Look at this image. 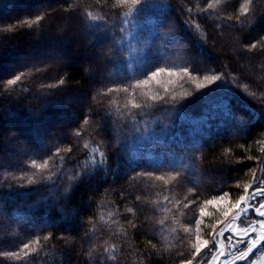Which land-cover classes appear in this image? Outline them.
<instances>
[{
    "label": "trees",
    "instance_id": "16d2710c",
    "mask_svg": "<svg viewBox=\"0 0 264 264\" xmlns=\"http://www.w3.org/2000/svg\"><path fill=\"white\" fill-rule=\"evenodd\" d=\"M47 1H52L53 3L48 4ZM59 2L60 0H10L0 7V28L15 23L17 19H34V16L38 14L36 11L43 8L44 4L47 3L45 6L48 8H55L60 6ZM107 2L111 6V17L107 27L100 33L84 32L82 34L77 30L76 34L69 38L67 34L58 36L48 31L40 32L36 27L22 30L15 35L0 33V80L9 79L20 71L28 72L31 69V74L25 77V83L16 86L18 92L25 87L29 89L24 94L27 98L22 97L19 100H11V97H0V116H8L9 112L13 114L9 119L0 121V125L5 129H15L23 142L28 144L34 152L41 154L47 152L50 154L54 149L51 145L46 144V141L59 129L71 127L75 129L79 119H81L79 130H86L91 133L92 128L83 124V115L88 103L90 88L89 77L82 70V67L70 62L63 65L59 71L49 70L38 74L35 69L31 68V65L37 64L36 67H43L42 63H47L53 55L61 52L66 58L73 57L77 44L79 46V43L83 40L85 47H87L89 46L88 42L95 36L96 44H109L120 47L119 41H123L124 54L112 62L117 67L116 78L120 74L141 78L143 76L139 75V72L146 74L151 70L152 66H148L153 65L156 61L158 63L160 55L173 54L171 51H163L161 47L159 48L163 34L167 31L166 28L161 26L168 24L170 19L179 23L177 9H179L181 4L191 7V19L195 24L201 25L203 33V35L197 36V40L191 33L194 29L190 30L184 27L180 33L192 53L191 59L194 67L197 69L201 67L211 68V70L216 69L227 75L229 81L230 79L235 80L241 90L244 84L247 83L250 85L248 92L251 93L255 90L257 92L255 93L258 94L257 96L264 92V53L259 49L245 51L241 48V44H250L264 33V0L252 1L250 6L252 13L250 15L254 23L251 27H247L246 38L245 30L241 28L239 22L224 20L225 16L234 15L238 12L242 6V0H224L222 5L214 9V15L211 17L197 14L199 9L206 7V0H142L141 5L138 6L137 13L134 12L128 17V23L125 25H122L120 21L123 13L128 11V6L119 5L117 0H107ZM76 3L77 0H63V8L67 10L69 7H75ZM87 3L94 4L95 0H87ZM169 5L173 7H169ZM87 12H91L93 15L104 14L100 8L88 6L79 9L77 13L73 14V17L75 19L76 16H79L86 24L104 23L103 21H91L86 15ZM53 16L54 19L50 22L52 31L63 27L62 15L54 13ZM183 19H188V17L184 16ZM241 19L243 20L244 17H241ZM41 23L45 24L47 29L48 22ZM121 27L130 29V33L126 31L122 34L120 32ZM77 28L79 29L78 23ZM226 31L233 36V50H238L239 53H235V58L232 55H227L224 58L226 61L222 62V57L220 58L215 49L219 42L218 34ZM238 37L240 38L239 40L237 39ZM204 39L208 40L207 44L202 43ZM145 42L151 44V48L144 49V52L148 54L146 64L137 68V64L134 63L133 68L128 69L127 63L130 49H136L131 53L132 56L141 57L143 53L140 50L144 48ZM54 45H56L54 49L57 52L55 54L38 50L39 46ZM200 55H204L203 58H199ZM27 57L31 58V63H24V59ZM20 59L22 63L17 64ZM187 59L186 61L184 60V63L187 62ZM243 61L247 62V67L242 66ZM252 62L258 63V70L256 66L255 68L252 67ZM197 64H200L201 67H197ZM84 66L86 67V65ZM121 67H123L124 73H120L119 69ZM248 67L252 68L254 75H248ZM57 75L66 77L67 88L65 90L53 88L52 91L55 92V95L49 97L50 104L48 109L41 115L34 116V113L41 106V102L35 99L34 96L41 89V86L56 85ZM224 84L221 91L215 96H200L185 103L179 109L186 117L184 120H180L175 114L169 117L166 113L158 114L155 111H153L152 115L141 119V116H143L141 113L137 116V119L141 120L139 125L141 131L133 132L129 118L130 128L124 134V148L130 159L139 158L145 166L149 165L150 157L152 156L167 160V152L159 150L154 152L155 146L152 137L154 132H159L160 128L163 127V122L171 119L175 124V131L179 133L177 142L173 143L171 148L176 153L172 162L184 174L189 172V165L197 170V184L193 183V179H186L181 186L172 188L171 191H169L171 185L165 182H162L165 185L157 181L144 182L156 185L155 190L147 197L149 208L155 209V213L153 214L149 211V215H154L157 221H165L162 230L158 227L157 234L154 237L141 230H133L128 227V220H133L139 224L140 221L144 220V216L140 215L136 219L130 213H126V209L134 207V204L132 201L123 199V196L127 195L126 193L121 194L119 192L120 185L125 183L124 179L129 174L123 167L118 170L117 175L113 174L105 177L102 170H97L90 177L81 179L75 189L69 194L66 205V209L69 212L72 209L78 210L79 216L75 219L61 220L59 209L55 206L54 196L46 188L42 187L40 190L38 186L20 187L16 184L9 192L0 189V191L7 194L6 197L0 196V207L7 215L13 214L25 221V224L35 235L43 236L47 234V229L43 232L39 231L44 221L59 222L58 228L51 229L53 238L50 243L55 246V249L50 250V255L44 257V261H47V264H87L86 255L77 259L75 253L81 249L87 253L93 247H96L97 244L107 247L113 243L117 245V248L126 250L125 264H179L182 256L190 258L192 239L179 226V219L188 218L189 210L185 214V207H177L176 204L169 202L165 205L168 211H164L161 208L164 203V197L168 196L171 201H179L184 204L186 196L204 200L211 199L213 195H221L223 191H227L229 200L234 201L239 195L243 194L244 184L252 183L253 180H259L264 177V120L259 118L258 112L264 105L251 100L240 90H234L235 85H231L228 81ZM43 90L47 91L48 89L44 88ZM97 99L108 103L103 101L101 97ZM84 100L86 101L84 102ZM225 102H229L234 111L242 113L246 116V119L251 121L249 128L245 133H242L243 138L232 137V130L229 125L220 126V122L223 119L221 111ZM108 106L110 111L113 112L114 118L118 117L119 114L115 112L116 104L112 105L111 102ZM71 115L73 119L69 120ZM156 116L163 117V121H157L155 125H152L151 121ZM145 119L149 122V130L147 132L143 131ZM89 123L91 124L92 121H89ZM208 125H211L210 137L203 135L199 131L201 128L207 130ZM93 136L94 133L93 135H85L83 139L78 141V148L74 137L61 142V147L65 149L70 146L73 147L74 152H76L74 157L76 162L82 161L85 153L91 151V148L98 147L100 151L110 153V163L112 168L115 169L121 157L112 153L99 137L94 140ZM196 141H200L203 145V163L191 157L192 145ZM85 143L89 144L88 149L83 147ZM9 151V146L0 144V152L7 153ZM186 152L189 155H185ZM196 155L200 156V153H196ZM219 161H228L230 163L229 165L219 166L217 165ZM64 169L67 176H71L75 171L79 170L75 167L72 160L65 163ZM147 170L153 169L148 168ZM172 170V168L164 167L160 172H157V175L168 173ZM204 176L211 182H206ZM211 176L216 179L213 180ZM4 183H7V181ZM57 183L59 182L57 181ZM48 184L56 188L55 184L51 182H48ZM193 184H196V186ZM253 186L255 187V185ZM96 189H98V192L95 194L94 199H90L93 195L92 191ZM56 191L58 192L59 188ZM190 191L192 195H189ZM36 201L40 202V206H33ZM60 203H63V201H60ZM47 205L52 206L48 207ZM218 212L216 211L215 214L213 212V216L210 215L205 218L210 225L215 226V232L224 222V217ZM183 213L185 217L182 218L181 215ZM101 216H103L102 220L100 219ZM218 219L220 223H217ZM87 220H95L97 227L100 229L98 235L91 237V240L85 238V229L79 227L80 223ZM27 221L32 223L30 224ZM114 221H118L119 225L128 232V236L124 240L120 239V227H116L113 223ZM165 227L171 230L169 234H165L166 237L169 239L173 237L168 242L164 240ZM66 228H76L78 231L66 232L64 231ZM160 231L164 233L161 234ZM113 233L117 235L114 236ZM213 233V228H208L205 231L206 239L212 240L210 237ZM61 235L70 237L67 243L59 239ZM148 240H151L152 244L155 245V248L152 249L156 253L155 255H144ZM41 243L45 242L41 240ZM69 248L73 249L72 253L66 251ZM207 253V248L202 251L198 258L200 264H207L211 257ZM44 261H41V264H44ZM253 261H255V264H264V249L255 251L246 264H252ZM106 264H117V262L107 261ZM194 264H196L195 261ZM238 264H245V262H238Z\"/></svg>",
    "mask_w": 264,
    "mask_h": 264
},
{
    "label": "snow or ice",
    "instance_id": "6c2138e0",
    "mask_svg": "<svg viewBox=\"0 0 264 264\" xmlns=\"http://www.w3.org/2000/svg\"><path fill=\"white\" fill-rule=\"evenodd\" d=\"M119 5H127L128 11L123 13L121 18V24L125 25L128 23V17H130L134 12L137 13L138 6L141 5L142 0H117ZM219 0H211L208 2L206 0V8L199 9L198 15H205L211 17L214 15V9ZM60 6L55 8L43 7L36 12L34 19H17L15 23L8 24L4 28H0V33L15 35L25 29H32L36 27L40 32H51L54 35L63 36L67 34L69 38H72L77 30L82 34L84 32L100 33L108 25V21L111 17V6L108 4L107 0H95L94 4H88L87 0H77L75 7H69L67 10L63 8V0L58 3ZM252 0H246V3L242 5L238 12L234 15H228L224 17L225 21L239 22L241 28L245 30V38L247 27H251L254 20L251 18ZM93 6L100 8L104 14L103 15H93L91 12H87L86 15L91 21H103V24L99 23H85L79 16L73 17L74 13H77L79 9ZM169 7H173L169 5ZM59 13L63 18V27L57 28L54 31L51 30V21L54 19L53 14ZM31 15V14H30ZM192 9L186 4H181L179 9H177V17L179 18V23L176 20L169 21L168 24L162 25L167 29L163 34V39L160 42V47L163 51H171L177 56L187 55L188 60L184 64L176 66H158L153 70L147 72L146 74H141L143 78L129 77L126 74H120L116 78L117 67L113 64L120 56L124 54L122 43L119 41L120 47L109 44H96L95 36L92 40L88 42L87 47L77 48V53L90 57L82 62V70L89 77V99L85 107V114L83 115V124L89 125L92 128V132L89 133L86 130H79L81 125V119L78 120L77 127L68 129H59L57 132L50 137L46 144L51 145L54 149L50 154L44 152L43 154L34 152L31 147L24 143L21 139L19 133L12 128L5 129L0 125V144L7 145L10 148V152L4 153L0 152V158L5 156L20 155L27 160H30L31 171H26L27 165L24 167L16 168L21 174L19 176L8 173L6 176L7 183H0V189H12L16 184L20 187H24L22 181H26L28 186H38L39 189L46 188L53 196L55 200V206L58 207L61 214L60 219L63 221H68L70 219H75L79 216L77 209H72L70 212L67 211L66 205L69 194L75 189L82 178L90 177L97 170H102L105 177L109 175H117L118 170L123 167L128 171V176L124 179L125 183H122L119 188L121 194L126 193L123 199L132 201L134 207L126 209V213H130L134 218L138 219L140 215L144 216V220L140 221L139 224L135 223L133 220H128V227L133 230H141L146 234H151L153 237L157 234L158 227L162 230L164 225V220H156L153 216L149 215V211L153 214L155 209L149 208V201L147 197L151 194L156 185L152 183H144L145 181H160L171 185L169 191L172 188L179 187L182 182L186 180V174L182 173L176 168V165L172 162L175 159L176 153L171 150L172 144L177 142V137L179 133L175 131V124L171 119L163 122V127L160 128L159 132H154L152 140L154 144V152L159 150L161 152H167L168 159L156 158L155 156L150 157L149 165L145 166L139 158L130 159L125 152L124 134L128 132L130 128L129 118L131 120V128L133 132L141 131L139 127L141 120L137 119V116L141 113V119L144 117L152 115L155 112H164L169 117L174 114L180 120L186 119L184 113L180 112L178 105L181 104L186 98L192 96L194 93H184L182 96H177L168 92L165 88L164 93L160 94L151 93L145 91L148 86L153 83H161V77L166 76L168 82H171L172 78L180 79H191L195 84L197 90L204 89L209 85H212L218 80L228 81L231 85H235L234 90H240L251 100L257 101L260 105H264V92H261L259 96L255 92H248L249 84H244L243 89L239 88V84L235 81H229V78L224 73H211V68H195L192 62V53L188 49L187 42L182 38L180 33L184 27L193 30L191 33L193 37L197 40L198 35H203L201 31V25L195 24L192 19ZM187 16L188 19H183ZM241 17H244L242 20ZM41 22H48V27L46 29L45 24ZM77 23L79 24V29L77 28ZM219 27V25H217ZM130 29L120 28V32L123 34ZM240 39L239 37L237 38ZM203 44H207L208 40H202ZM151 48V44L145 42L144 48L140 51L143 53L141 57L132 56V52L135 48H131L128 53V63L127 68L132 69L133 64H137V68L145 65L148 60V54L144 52V49ZM241 48L245 51H253L259 49L264 53V33H262L259 38L255 39L253 42L247 45L241 44ZM71 61L66 58L63 54L57 53L47 62L42 63L43 67H36L37 64H32L31 68L35 69L38 74L48 72L49 70L59 71L63 65L70 63ZM86 65V67H83ZM120 73H124L123 67L119 69ZM31 74V69L28 72L20 71L13 75L11 78L6 80H0V97H11V100H19L24 96L26 92L29 91L27 87L22 89L20 92L16 90V86L25 83V77ZM203 74V75H202ZM202 77V78H201ZM135 79V83L132 80ZM47 88V91L43 89ZM65 90L67 88L66 77L62 75H57L56 85H46L41 86L37 94L34 96L35 99L41 102V106L34 116H39L48 109L50 100L49 97L55 95L52 89ZM117 93H122L126 96H131V103H125L123 108L126 110L121 113L120 106H117L115 112L119 114L118 117L114 118L113 112L110 111L108 104L112 102V96ZM101 97L102 102L97 98ZM6 110V109H5ZM223 119L220 122V126L223 127L225 124L229 125L232 130V135L234 138H243L242 133H245L249 128L251 121L246 119V116L240 112L234 111L229 102H225L222 107ZM259 118L264 120V107L259 110ZM13 114L9 112L8 116H0V121L9 119ZM89 121H92L90 124ZM157 121H163V117L156 116L154 120L151 121L152 125H155ZM195 123V122H194ZM149 130V122L145 119L143 123V131L147 132ZM199 131L206 136H211V125H208V129L203 128ZM95 140L99 137L104 145L111 150L112 153L121 157L118 161L117 167L112 168L110 163V153L105 151H100L98 147L91 148V151L85 153L84 159L82 161L76 162L74 157L76 152H74L73 147H68L67 149L61 147V142L65 140H70L73 137L77 141V148L79 147L78 141L83 139L85 135H93ZM67 137V139H65ZM182 140V138H180ZM85 149L89 148V144L85 143L83 145ZM196 153H200L197 156ZM71 154V155H69ZM189 155V153H185ZM203 145L200 141H196L192 145L191 157L203 163ZM72 160L75 167L79 169L71 176H67L65 173L64 165L67 161ZM228 161H219L217 165L224 166L229 165ZM52 164H55L56 171H52ZM164 167L172 168L173 170L168 173H162L157 175ZM3 168H9L7 166ZM151 168L153 170H147ZM39 171H36V170ZM57 181L59 183H57ZM15 182V183H14ZM51 182L56 185V188L51 187L48 184ZM255 185V187L253 186ZM62 186V187H61ZM239 187V185H237ZM59 188L57 192L56 189ZM115 190V189H113ZM251 190V191H250ZM98 189L92 191V197L94 199L95 194ZM139 193V194H138ZM6 193L0 191V196L6 197ZM30 195V194H25ZM229 193L223 191L221 195H213L211 199H204L202 202L198 203L193 200L190 204H197L199 207V216L194 219V239L191 242V256L190 258L181 257L179 264H200L199 257L203 249H208V255L211 256L209 264H238V262H246L249 260L250 256L254 255L255 251L264 249V177L259 180H253L252 183H246L243 185V194L239 197L229 202ZM63 201V203H60ZM174 203L177 207H188L189 204H181L179 201H171L168 196L164 197V203L161 208L164 211H168L166 208L167 203ZM224 206L220 209L221 215L223 217H229L228 222L224 227L220 228L219 232H215V226L210 225L215 232L216 237H224L227 231L234 233L236 235V240L234 243L226 246L223 239H204L201 235V225L204 221L206 215H208L209 206L220 205ZM33 206H40V202H34ZM51 207L52 205H47ZM253 212L258 218L247 224L246 227H240L237 221L240 220L242 214ZM0 218H7V213L0 208ZM103 219V216L100 217ZM32 223L31 221H27ZM116 227H120V239L124 240L128 236V232L125 228L119 225L118 221L113 222ZM220 223V220H217ZM59 227V222L57 221H44L39 231L43 232L47 229L46 235H36L34 239L23 243L22 247H19L18 251H3L0 252V256L9 259H15L21 261L22 264H41L44 261V257L50 255V250H54L55 246L51 245V240L53 238V232L51 229ZM79 227L85 229L84 236L88 240L91 237L98 235L100 229L97 227L95 220H87L80 223ZM66 232L78 231V229H64ZM187 231V229H185ZM113 235H117L113 233ZM59 239L67 243L70 237L61 235ZM43 240L45 243H41ZM211 245V247H210ZM242 246V247H241ZM226 247H230L232 251L226 252ZM155 245L152 244L151 240L147 241L145 256L155 255L152 249ZM68 253H72L73 249H66ZM125 249L117 248L116 244H111L105 247L102 244H97L87 253L81 249L76 252V258L80 259L81 256L87 257V264H106L107 261H115L117 264H125ZM119 257V259H118ZM223 258V259H222ZM47 264V261H44ZM255 264V261L252 262Z\"/></svg>",
    "mask_w": 264,
    "mask_h": 264
},
{
    "label": "rangeland",
    "instance_id": "374dc122",
    "mask_svg": "<svg viewBox=\"0 0 264 264\" xmlns=\"http://www.w3.org/2000/svg\"><path fill=\"white\" fill-rule=\"evenodd\" d=\"M8 1H10V0H0V7L2 5H4ZM223 1L224 0H219V3L216 4L215 8L219 7L220 5H222ZM209 2H211V0ZM47 3L48 4L49 3L52 4L53 2L52 1L48 2L47 1ZM47 3L44 4L43 7L45 5H47ZM245 3H246V0H242V5H244ZM203 8H206V7H203ZM218 40H219V42L217 44V48L215 49V52L220 56V58L222 57L221 61L222 62L226 61V60H224V58H226L227 55H232L235 58V53H239V52H238V50H235V51L233 50V36L226 31L225 33H219L218 34ZM55 46L56 45L47 46V47L39 46L38 50L41 51V52H46V53L49 52V53L55 54V53H57L56 50L54 49ZM81 46L85 47V43H84L83 40H82L81 43H79V46L77 44V47L75 48V51H74L75 55L73 57L71 56V57L68 58L71 62L76 63V65L78 67H82V62L85 59H88V57H86L84 55H80V54L77 53V48H79ZM159 48H160V46H159ZM157 50H158V47H157ZM61 54H63V53L61 52ZM203 56L204 55H202V56L200 55L199 58H203ZM187 58H188L187 55L177 56L175 53H173L171 55H167V56L166 55H163V56L160 55L159 62L157 63V61H156L155 62L156 64L154 63L153 65H150L148 67L152 66L151 70H153L155 67H158L160 65L161 66H169V65L176 66V65L184 64V60L186 61ZM77 59H79V60H77ZM31 62H32L31 58H29V57L24 59V63H31ZM18 63H22L21 59L19 61H17V64ZM251 65L254 68L256 66L257 70L259 69L258 63L252 62ZM242 66L243 67H247V62L243 61ZM197 67H201L200 64H197ZM151 70H149V71H151ZM244 70H245V68H244ZM247 70H248L247 71L248 75H254V72H253L252 68L248 67ZM212 73H221V72L216 70V69H212V72L211 73H207V74H212ZM135 78H137V77H135ZM142 78L143 77H141L140 79H142ZM160 79H161V83H159V84L153 83L152 85L148 86V88H146L145 91H149L151 93L159 92L160 94H163L164 93V89L166 88L169 93L177 95L178 97L182 96L184 93H189V92L194 93L192 96L186 98L184 101L181 102L180 105L177 106L179 109L183 105H185V103H187L188 101H190V100H192L194 98H198L200 96H209V97L215 96L217 93H219L221 91V89L225 85L224 83H226L225 80H218V81L214 82L212 85H209V86H207L204 89L197 90L195 88V84L191 81L190 78L189 79L172 78L171 82H168V78L166 76H162ZM230 81H232V80L230 79ZM133 83H135V80H134ZM254 92H256V91L254 90ZM112 100H113L112 101V105L116 104V106H120L121 113H123V112L126 111L123 108V105L125 103H131V96L130 95L126 96V95H124L122 93H117V94H114L112 96ZM85 101L86 100H84V102ZM157 113L158 114H163L164 112H157ZM70 119H73L72 115H71V117H69V120ZM62 128H64V127H62ZM241 135H243V134H241ZM24 164L27 165V168L25 170L26 171H31V168H30L31 162H30V160H27L26 158H24V157H22V156H20L18 154L14 155V156H5L3 158H0V183H4L5 181H7L6 180V176H7L8 173H12L13 175L19 176L21 173L19 171H17L16 168L24 167ZM5 166H7L9 168H3ZM190 166L191 165H189V168H188L189 172L186 174V179H189V180L193 179L194 180L193 183L197 184V179H198L197 178L198 175L196 174L197 170H195V168H193L192 166L190 167ZM36 171H39V170L37 169ZM52 171H54V172L56 171L55 164H52ZM211 177L213 178V180L216 179L214 176H211ZM204 180L206 182L208 181L209 183L211 182V180L207 179V177H205V176H204ZM157 182H160V181H157ZM22 183L24 184V186H28L26 181H22ZM160 183L163 184L162 182H160ZM196 184H193V185L196 186ZM17 185H19V184H17ZM163 185H165V184H163ZM3 190H5L7 192L10 191V189H3ZM189 195H192L191 191H190ZM185 198L186 199L184 200V204L188 203L189 206L184 208L185 209L184 213L186 214V212H188V210H189L188 218L185 217V214L183 213L184 215L182 214L181 216H182V218L183 217H185V218H183V220L179 219L180 220L179 221V226H181L184 231H185V229H187V231H185V232L193 240L194 239V228H195L194 219L198 218V216H199V207L197 206V204L202 202L203 200H201V199L197 200V199H195L192 196H188V197L186 196ZM193 200H195L197 202V204H190L189 203L190 201H193ZM228 201L231 202V200H229V197H228ZM223 206H224L223 204L209 206L208 215H206V216L207 217H209L210 215L213 216L212 215L213 212L215 214L216 211H219L218 214H221L220 209ZM233 214L234 213H230L229 217H224V222L221 224V226L218 228V230L216 232H219L220 228L224 227V225L228 222V220L230 219L231 215H233ZM250 214H251V216L248 219H244L241 222H239V226L240 227L244 226V225L246 226L248 223H250L251 221H253V220L258 218V217L254 218V215H252L253 214L252 212ZM206 216H205V218H206ZM205 218H204V221H203V223L201 225V235H202V237L204 239H206L205 231L208 228H210V223L207 222L205 220ZM25 223H26L25 221L17 218L16 215H13V214L7 215V218H0V252H3V251H8V252L18 251L19 247H22L23 243L28 242L29 240L35 238L36 235L34 234V232L32 230H30V228H28V226ZM164 232L160 231L161 234L164 233V240L167 241V242L171 241L173 239V237H171L169 239L165 235V234H167V233L169 234L171 232L170 228L168 229V228L165 227V231ZM227 236H229L228 232L225 233V236L223 237V241H224L226 246H229L230 244H232V242L227 241ZM210 239H212V240L213 239H220V237H216L215 236V232H214L211 235ZM204 250H206V249H203L202 251H204ZM229 251H232V249L230 247H226V252H229ZM210 260H211V257L209 258L207 264H209ZM0 264H22V262L21 261H17L15 259H9V258H5L3 256H0Z\"/></svg>",
    "mask_w": 264,
    "mask_h": 264
},
{
    "label": "water",
    "instance_id": "95a60500",
    "mask_svg": "<svg viewBox=\"0 0 264 264\" xmlns=\"http://www.w3.org/2000/svg\"><path fill=\"white\" fill-rule=\"evenodd\" d=\"M245 216H248V214H247V213L242 214L241 218H242V217H245ZM241 218H240V219H241ZM228 233H229L230 235H233V233H231L230 231H228ZM220 239H223V237H220ZM227 239H228L229 241H232V240H233L231 236H228ZM235 240H236V239H234V241H235Z\"/></svg>",
    "mask_w": 264,
    "mask_h": 264
},
{
    "label": "crops",
    "instance_id": "0c3cea01",
    "mask_svg": "<svg viewBox=\"0 0 264 264\" xmlns=\"http://www.w3.org/2000/svg\"><path fill=\"white\" fill-rule=\"evenodd\" d=\"M244 219H248V218H243V219H240L239 221H237V224L239 225V222H241L242 220ZM247 226V225H246ZM245 225L244 226H241V227H246Z\"/></svg>",
    "mask_w": 264,
    "mask_h": 264
}]
</instances>
